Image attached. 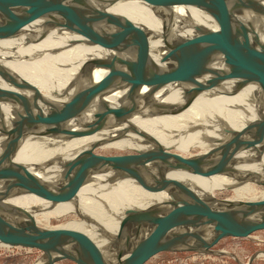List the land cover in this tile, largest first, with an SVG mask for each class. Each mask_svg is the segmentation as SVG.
I'll list each match as a JSON object with an SVG mask.
<instances>
[{
    "label": "water",
    "instance_id": "water-1",
    "mask_svg": "<svg viewBox=\"0 0 264 264\" xmlns=\"http://www.w3.org/2000/svg\"><path fill=\"white\" fill-rule=\"evenodd\" d=\"M115 1L0 0V7H3L0 38L20 19L29 16L77 31L92 42L112 41L115 47L110 60L86 62L107 69L108 75L91 86L80 85L62 103L46 97L41 98V104L35 102L31 86L0 66V80L22 93L19 95L16 91L0 87V104L9 106L13 116L6 119L0 111V137L6 141L0 155V186H3L0 190V241L11 247L41 252L45 258L43 264L62 261L73 264H144L160 253L212 254L215 253L212 249L223 239L247 238L264 231V202H227L214 198V205H202L187 186L167 178L169 172L180 170L223 175L239 183L264 186V180L259 179L256 173L233 168V159L251 145H261L260 151L264 152V119L248 124L240 132L225 130L228 139L216 141L214 144L217 146L211 152L184 158L164 149L147 134L127 126L119 136L131 131L151 147L131 154L101 156L93 153L98 145L95 144L63 163L62 176L51 184L43 183L10 163L20 143L29 137L76 138L99 129L115 128L130 115L143 112L146 105L141 106L136 97L143 85L154 84L146 98L151 97L169 78L178 75L207 82L233 78L229 91L239 90L249 82H255L264 90V43L249 33L243 21L247 12L264 17V9L255 0H199L219 17L222 31L208 32L193 25L199 37L177 42L167 36L165 29L162 37L168 53L151 63H139L132 58L137 36L123 16L107 11ZM147 1L167 11L168 0ZM170 20L171 13L167 12L163 25L167 26ZM46 33L43 32L38 39L45 37ZM199 88L210 93L223 92L215 84L200 85ZM118 91H126L125 96L111 109L102 96ZM92 104L97 105L98 110L93 114L92 122L81 125L82 132H71L65 128L67 120H80L81 111ZM184 107L174 111H181ZM260 156L252 162L259 163ZM144 162L153 166L156 174L149 171ZM109 169H116L120 178L133 179L143 186L162 191L168 200L142 210H126L125 214L129 216L127 223L95 259L87 253L86 241L81 235L40 228L27 212L7 202L13 196L27 194L54 199L69 194L90 175ZM256 255L250 257L248 264L257 258Z\"/></svg>",
    "mask_w": 264,
    "mask_h": 264
},
{
    "label": "bare ground",
    "instance_id": "bare-ground-1",
    "mask_svg": "<svg viewBox=\"0 0 264 264\" xmlns=\"http://www.w3.org/2000/svg\"><path fill=\"white\" fill-rule=\"evenodd\" d=\"M255 2L264 9V0ZM166 6L167 11L147 0H116L107 7V11L123 16L135 31L137 39L132 52L135 61L151 63L168 53L162 37L165 29L167 36L177 42L199 37L193 25L208 32L222 31L219 17L199 0H168ZM2 12L3 7H0V15ZM167 12L171 13V20L164 26L163 17ZM243 21L249 33L264 43V17L247 12ZM45 31L46 36L38 39ZM114 51L112 41L92 42L77 31L59 27L46 19L25 16L0 38V66L31 86L35 102L41 104V98L46 97L62 103L80 85L88 87L104 79L109 73L107 69L86 62L96 59L108 61ZM232 80L207 82L178 75L165 81L149 98L146 96L154 84L143 85L136 96L141 106L146 105L143 112L130 115L115 128L99 129L76 138L29 137L20 143L10 163L43 183L51 184L62 176L63 163L95 144L98 145L93 153L101 156L125 155L151 147L131 131L119 136L127 126L154 138L179 158L206 154L217 146L214 144L216 141L228 139L225 130L240 132L248 124L264 119V90L255 82H249L239 90L229 91ZM207 84H215L223 92L210 93L199 88ZM0 87L22 95L2 80ZM125 92L105 94L102 100L113 109L123 100ZM43 105L49 108L48 104ZM180 106L185 107L174 111ZM97 110L95 104L87 106L81 111L80 120H67L65 128L71 132H82L81 125L92 122ZM0 111L6 119L13 117L7 105L0 104ZM260 146L254 144L239 153L233 159L234 170L253 172L264 180V152L261 153ZM5 147L6 141L0 137V155ZM259 154L260 162L253 163ZM144 164L156 174L153 166L148 162ZM118 174L116 169L94 173L69 194L54 199L27 194L13 196L7 202L27 212L40 228L81 235L86 241L87 253L95 259L127 223L129 216L125 214L126 210H142L168 200L162 191L143 186L133 179L120 178ZM167 178L187 186L202 205H214V198L227 202H264V186L239 183L223 175L174 170L167 174ZM69 215L78 220L63 219ZM52 219L58 220L59 224L52 225ZM0 247L11 248L2 241ZM44 260L42 257L36 264H43Z\"/></svg>",
    "mask_w": 264,
    "mask_h": 264
},
{
    "label": "rangeland",
    "instance_id": "rangeland-1",
    "mask_svg": "<svg viewBox=\"0 0 264 264\" xmlns=\"http://www.w3.org/2000/svg\"><path fill=\"white\" fill-rule=\"evenodd\" d=\"M130 153L132 152L126 154ZM63 219L67 221L78 220L72 215ZM51 224L57 225L59 221L52 219ZM212 250L215 253H160L144 264H248L250 257L256 254L257 258L251 264H264V254L262 253L264 252V231L253 233L247 238L223 239ZM40 259H42V254L35 249L0 247V264H36ZM56 264L73 263L62 261Z\"/></svg>",
    "mask_w": 264,
    "mask_h": 264
}]
</instances>
